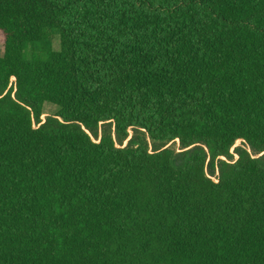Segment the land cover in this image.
<instances>
[{
    "label": "trees",
    "instance_id": "16d2710c",
    "mask_svg": "<svg viewBox=\"0 0 264 264\" xmlns=\"http://www.w3.org/2000/svg\"><path fill=\"white\" fill-rule=\"evenodd\" d=\"M0 39V264H264V0H0Z\"/></svg>",
    "mask_w": 264,
    "mask_h": 264
},
{
    "label": "rangeland",
    "instance_id": "374dc122",
    "mask_svg": "<svg viewBox=\"0 0 264 264\" xmlns=\"http://www.w3.org/2000/svg\"><path fill=\"white\" fill-rule=\"evenodd\" d=\"M55 48L56 49L58 48V40L57 39L55 40ZM3 52H4V44H3L2 39H0V55H2ZM57 112H58L57 106L50 104V103H46L44 105V115L42 116V119L44 120L48 114H56ZM126 144H127V142H126ZM237 145H240V141L237 143ZM170 147L175 149V150H178V148H179L178 141L171 143Z\"/></svg>",
    "mask_w": 264,
    "mask_h": 264
}]
</instances>
